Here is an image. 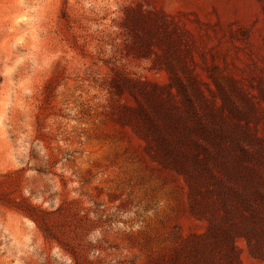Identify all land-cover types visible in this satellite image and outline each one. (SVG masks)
<instances>
[{
  "label": "rangeland",
  "instance_id": "rangeland-1",
  "mask_svg": "<svg viewBox=\"0 0 264 264\" xmlns=\"http://www.w3.org/2000/svg\"><path fill=\"white\" fill-rule=\"evenodd\" d=\"M196 238L264 264V0H0V264Z\"/></svg>",
  "mask_w": 264,
  "mask_h": 264
},
{
  "label": "trees",
  "instance_id": "trees-1",
  "mask_svg": "<svg viewBox=\"0 0 264 264\" xmlns=\"http://www.w3.org/2000/svg\"><path fill=\"white\" fill-rule=\"evenodd\" d=\"M201 247V243L199 239H195L191 242V250H189L188 253H186V255L183 257L182 261H180L179 263L176 264H203L207 261L202 260L199 257L195 256V249L198 250ZM223 257L225 259H227L228 264H237V260L234 256V252H233V248L229 247V249L227 250V252L225 254H223ZM211 262V261H209Z\"/></svg>",
  "mask_w": 264,
  "mask_h": 264
}]
</instances>
